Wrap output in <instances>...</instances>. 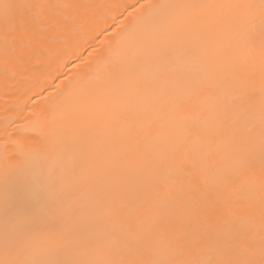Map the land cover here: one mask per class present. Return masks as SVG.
I'll return each instance as SVG.
<instances>
[{
  "label": "snow or ice",
  "instance_id": "snow-or-ice-1",
  "mask_svg": "<svg viewBox=\"0 0 264 264\" xmlns=\"http://www.w3.org/2000/svg\"><path fill=\"white\" fill-rule=\"evenodd\" d=\"M117 7L0 0L6 71L67 81L0 164V264H264V0Z\"/></svg>",
  "mask_w": 264,
  "mask_h": 264
},
{
  "label": "bare ground",
  "instance_id": "bare-ground-1",
  "mask_svg": "<svg viewBox=\"0 0 264 264\" xmlns=\"http://www.w3.org/2000/svg\"><path fill=\"white\" fill-rule=\"evenodd\" d=\"M48 4H72L83 5L89 3H104V4H117V7L108 16V23L101 24V28L111 25L113 15L119 16L121 12H124V6L136 5L138 0H44ZM56 12H79L81 9H54ZM132 9L129 7L128 12ZM128 12H124L127 16ZM131 20L129 17L128 23ZM117 23L119 20L116 21ZM71 68V65H69ZM69 68H64L61 71L68 73ZM76 71L73 70V74ZM60 75L59 71H53L52 76ZM63 81V84L61 83ZM67 81L61 75L60 79H57L55 83L52 82V78L41 80L39 85L33 84L30 80V74L23 73L20 70L6 71V66L3 57H0V164L3 163L4 158L18 150V143H23L25 149H29L33 145L29 143L27 137H33L34 132L21 131V129H30L31 122L35 121L36 113L42 108L51 107L58 103L54 98V94L57 84H61L63 87ZM44 89H47L46 91ZM153 134H156V130H153ZM22 157L16 155L11 163L15 164Z\"/></svg>",
  "mask_w": 264,
  "mask_h": 264
}]
</instances>
